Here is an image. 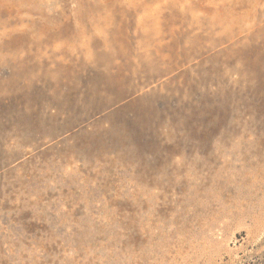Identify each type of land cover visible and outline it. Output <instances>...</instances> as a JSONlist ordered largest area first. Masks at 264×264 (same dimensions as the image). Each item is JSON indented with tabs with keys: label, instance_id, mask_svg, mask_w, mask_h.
<instances>
[{
	"label": "rangeland",
	"instance_id": "1",
	"mask_svg": "<svg viewBox=\"0 0 264 264\" xmlns=\"http://www.w3.org/2000/svg\"><path fill=\"white\" fill-rule=\"evenodd\" d=\"M0 264H264V0H0Z\"/></svg>",
	"mask_w": 264,
	"mask_h": 264
}]
</instances>
